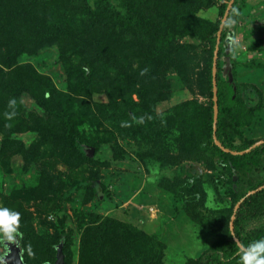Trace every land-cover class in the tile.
<instances>
[{"label": "rangeland", "instance_id": "1", "mask_svg": "<svg viewBox=\"0 0 264 264\" xmlns=\"http://www.w3.org/2000/svg\"><path fill=\"white\" fill-rule=\"evenodd\" d=\"M45 1L48 24L54 26L63 11L55 7L59 2L72 12L60 17L76 18L72 29L86 31L83 41L94 45L86 47L85 59L96 60V73L80 78L85 63L78 50L34 49L28 41L25 51L0 52V208L21 213L18 243L26 264L53 263V247L66 239L67 264H197L204 252L222 249L236 208L231 193L262 178L218 162L215 171L193 149L188 160H178L187 138L166 134L163 122L185 106L193 115L194 105L185 104L196 102L200 110L210 104L206 40L200 35L230 0H205L207 5L189 11L202 27L193 35L173 27L182 18L179 0ZM137 14L138 22H126ZM233 15L221 58L223 91L231 84L255 107L249 138L264 141V0H237ZM153 68L155 83L133 92L131 77ZM20 76L32 79L30 86L24 88ZM13 98L15 109L9 107ZM134 105L139 109L133 111ZM162 142L165 149L156 150ZM218 176L222 182L215 183ZM195 184L197 190L187 192ZM260 223L264 217L246 221L242 235Z\"/></svg>", "mask_w": 264, "mask_h": 264}, {"label": "trees", "instance_id": "2", "mask_svg": "<svg viewBox=\"0 0 264 264\" xmlns=\"http://www.w3.org/2000/svg\"><path fill=\"white\" fill-rule=\"evenodd\" d=\"M179 1L182 3V9L180 11L182 18L178 20L179 24L173 25V27L178 31H180V29H184L186 31V33L184 32L185 34H189L192 31L193 35L195 31L199 30L202 27L198 18H194L193 16H191L190 19L188 15L190 14L189 11L196 8L199 9L202 7L201 5L207 4H204L205 0H190L191 2L189 5H185V2L187 0ZM228 2L220 4L218 18L213 22L211 28H208L203 35H200V37L204 36L202 38L206 40V43L202 50L205 54H207L205 69L207 73V87L210 98L213 97L212 66L214 50L217 40V32L219 30L221 20L226 11ZM236 2L237 0L234 1V4L230 9V12L228 14L224 28L221 33L219 43L216 76L219 111L215 135L224 148L228 149L229 151L241 152L256 143L254 139L249 138V136H252L250 132L254 131V127L256 126L255 116H252L253 118L250 116L252 114L254 115L255 107L251 108L249 104L242 101V99L240 98L242 97L240 91L238 90V93H236L233 90L231 84L226 85L227 91L225 93L223 91L224 82L220 75L221 58L225 54L224 43L226 40V32L230 26L231 19L236 18V16L233 15ZM0 5L5 6L3 9L0 10V52L4 51L5 54L10 56L11 54L14 55L15 49H18L19 52L25 51V47L29 43L28 41H31L30 43H32L34 49H40L43 46L48 47L55 45L56 47H61V49L63 50L62 53L66 51L74 52L78 50L80 54L83 55L84 59L82 61H84L85 63L80 69V78L83 79L85 78V76L92 77L96 73V68L93 64V62L96 63V60H94L93 58H88V60L85 59L88 56L90 57V54L85 53L86 47L92 48L94 44L92 41H88L87 39L83 41L84 33H86L85 30L76 31V29H72L74 23L76 22V18L72 21H65L62 17H60L63 12L72 13L67 9V7L64 6L63 3L58 2L55 5L57 9H62L63 11L57 15L58 20L55 22L54 26L48 24L44 18L48 15L47 11H50L45 0H0ZM75 11L76 14L82 13L79 10ZM100 14V10L95 13V15L97 16H99ZM139 17V14H137L135 18H126L125 20L130 25H133V23L139 21ZM113 18L120 19L121 21V17H119V15H114ZM81 23L87 24L84 23V20ZM199 31H202V29H200ZM166 44H168L169 46V42H167ZM179 48H181V46H179ZM182 49L186 50L187 46L183 45L181 51ZM61 60H63V58H61ZM64 60H66V58H64ZM12 63L13 62H11L10 64L11 68ZM157 73L158 70L153 68L152 70H150V72L146 71L143 74L137 73L133 75L130 81L133 92L136 91L141 94L142 91L146 89L145 87H143V85L145 86L146 83V87L148 85L152 86L155 83L153 78L157 76ZM179 73L183 75L181 70H179ZM3 77L4 74L2 75L0 72V79H2ZM21 81L24 83V88L30 86V84L32 83V79H27L26 77L21 78ZM231 97H233L234 99H232ZM185 105H194L195 110L192 111L193 115L187 112L185 106L181 109V111L176 112L175 114H173V116L167 117L166 121L163 122V125L167 130L166 134L176 131L179 138L183 139V135L187 138L185 139V141H188V147H182L183 151L181 150V156H177V158H179L178 160H188L191 154H193V149L196 150L195 153L198 151L202 152L198 153V155H195L196 159L204 160L207 166H210L211 168L213 167L215 171H217V167L219 165L217 164L218 162L220 164L224 163L227 168L231 167L237 170L240 169L248 173H251V171H253V173H257L262 178V180L260 181L249 183V186L246 190L241 189L242 187H239L235 192L231 193V202L233 201L232 205H237L243 199L235 214L233 230L234 234H232L231 229L228 227L226 231L227 242L225 243L224 247L222 249H210L204 252L196 260L197 264H239V246L235 241L234 237H237L243 245H248L255 240L264 239V223H260L253 230L247 233V237H244L242 235L243 226L246 221L264 217V188L254 194L247 196L248 192L264 185V143L252 148L250 151L244 154L234 155L230 152H225L215 144L213 139V101L211 100L210 104L201 110L197 106L196 102H191ZM139 107V105H134L132 110H138ZM195 107H197L198 109ZM139 111L141 113H144L145 115L148 114L146 110ZM69 113L71 114V110H69ZM189 117L192 119H190ZM248 118L251 119L248 120ZM57 123L60 127L63 125V123L59 120L57 121ZM237 126H239L238 131L236 129ZM191 127L193 128V130H191ZM61 129H63V127H61ZM189 130L190 132H188ZM186 131L187 135L184 134ZM168 139L170 140V138ZM74 140L80 141V137L75 135ZM175 140L176 139H174V141ZM80 142L85 143L86 145L90 143L86 142L85 140H81ZM162 144L163 142L161 143V146H159V148L156 150L163 151V149H165V145ZM92 146H94L97 150L98 143H92ZM69 153L74 154L75 152L71 148ZM199 154H203V156H200ZM160 159L163 158L161 157ZM231 176L232 174L226 175L229 184L228 188H230L231 185ZM210 178L211 181H213L215 176H212ZM215 180V183L217 181L219 183L222 182L220 177ZM180 183L186 185V183ZM170 185L169 187L171 188L172 193L180 194L179 192L181 190H178L179 187H177V191L175 186L172 188ZM197 187L198 186L196 184L191 187L187 186V192L193 193L197 190ZM194 205L196 206L197 203L194 202ZM233 214L234 209H232V211L230 212V215ZM117 223L119 224V222ZM59 244H62L64 264H67V258L69 254H65L64 252H66V247L69 244V240L66 239L65 242L60 241L56 246L53 247L54 258H56L55 254ZM85 259L89 260V258Z\"/></svg>", "mask_w": 264, "mask_h": 264}, {"label": "clouds", "instance_id": "3", "mask_svg": "<svg viewBox=\"0 0 264 264\" xmlns=\"http://www.w3.org/2000/svg\"><path fill=\"white\" fill-rule=\"evenodd\" d=\"M229 44L233 47L237 42L234 37L229 39ZM143 74V73H142ZM17 101L15 98L9 101V107L15 109ZM13 111L9 114V119L15 116ZM21 228V213L15 209L3 207L0 208V244L4 245L5 251L0 254V264H8L7 257L10 253L9 243L18 246V239L23 238ZM29 255H34L31 247L28 249ZM238 255L240 256L239 264H264V239L251 242L248 245L239 246Z\"/></svg>", "mask_w": 264, "mask_h": 264}, {"label": "water", "instance_id": "4", "mask_svg": "<svg viewBox=\"0 0 264 264\" xmlns=\"http://www.w3.org/2000/svg\"><path fill=\"white\" fill-rule=\"evenodd\" d=\"M234 1L235 0H230L228 2L226 11H225L224 16H223V18L221 20L220 27H219V30L217 32V40H216V46H215V50H214L213 66H212V93H213L212 100H213V139H214V142L223 151L230 152V153H232L234 155H237V154H244V153L250 151L252 148L264 143V141L256 142L252 146H250L248 149H246L244 151H241V152H236V151H229L228 149L224 148L221 145V143L218 141V139H217V137L215 135L217 119H218V111H219V109H218V96H217V91H218L217 90V78H216V76H217L218 50H219V43H220L221 33H222L223 28H224V25H225L226 19L228 17V14L230 12V9L232 8V6L234 4ZM263 188H264V185L260 186L259 188L255 189V190H252V191L248 192L247 196H249L251 194H254V193H256L257 191H259V190H261ZM241 201L236 205V208L234 210V214H233L232 219H231L230 229L232 231V234H234L233 230H234L235 214H236V211H237L238 207L241 204ZM234 239L237 242L238 246H240L241 242L238 240V238L234 237ZM9 247H10V253H9V256L7 257L8 264H25L23 259H22V256H21L20 247L17 246L16 244L15 245H9ZM48 264H64V254L62 252V244H59L58 247H57L55 261L53 263H48Z\"/></svg>", "mask_w": 264, "mask_h": 264}, {"label": "flooded vegetation", "instance_id": "5", "mask_svg": "<svg viewBox=\"0 0 264 264\" xmlns=\"http://www.w3.org/2000/svg\"><path fill=\"white\" fill-rule=\"evenodd\" d=\"M11 245V244H10ZM15 245V244H14ZM18 246H19V243H18ZM21 256H22V252H21ZM22 259H23V256H22ZM24 261V260H23ZM25 263V262H24ZM48 264V263H47Z\"/></svg>", "mask_w": 264, "mask_h": 264}]
</instances>
